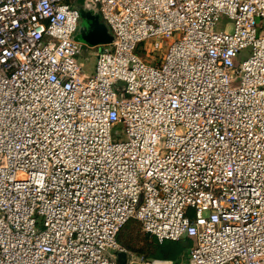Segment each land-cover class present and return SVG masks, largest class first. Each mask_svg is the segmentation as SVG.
<instances>
[{"label": "built area", "instance_id": "built-area-1", "mask_svg": "<svg viewBox=\"0 0 264 264\" xmlns=\"http://www.w3.org/2000/svg\"><path fill=\"white\" fill-rule=\"evenodd\" d=\"M85 5L92 73L73 0H0V264H119L131 219L264 264V0Z\"/></svg>", "mask_w": 264, "mask_h": 264}, {"label": "rangeland", "instance_id": "rangeland-1", "mask_svg": "<svg viewBox=\"0 0 264 264\" xmlns=\"http://www.w3.org/2000/svg\"><path fill=\"white\" fill-rule=\"evenodd\" d=\"M74 3L80 7L83 3V0H74ZM257 25L258 27H264V18H257ZM226 23L225 20L222 21L221 26L223 27ZM229 28L232 27L231 24L228 26ZM107 38V32L103 23L101 22V18L99 15L96 14H87L84 15L81 13V18L79 20V28L77 31V39L83 43V50L80 54L79 60L83 62L84 69L88 73H92L95 70L96 64V53L92 46L99 45L97 43L103 41ZM119 128L115 130L118 132ZM124 241L118 240L120 244L126 246L128 250L134 251L135 253H139L140 255H144L148 257V249L152 241H154L155 237L145 233L141 227V224L131 219L119 232V235ZM142 252H140V251ZM139 255V256H140ZM124 255L122 253L117 254V262L122 264L124 261Z\"/></svg>", "mask_w": 264, "mask_h": 264}, {"label": "trees", "instance_id": "trees-1", "mask_svg": "<svg viewBox=\"0 0 264 264\" xmlns=\"http://www.w3.org/2000/svg\"><path fill=\"white\" fill-rule=\"evenodd\" d=\"M83 2H84V0H83ZM128 222H130V221H128ZM117 238H118V240H121L124 243V241L121 237V234L119 235V233H118ZM191 245H192V240L189 238H183V239L178 240V241H165L163 243H160L155 238L154 241H152L150 244H148V246L150 248V249H148V251H151V255H153L156 258L158 257V258H163V259L174 260V259H177L183 252H187L189 250V248L191 247ZM140 252H142V251H140Z\"/></svg>", "mask_w": 264, "mask_h": 264}, {"label": "crops", "instance_id": "crops-1", "mask_svg": "<svg viewBox=\"0 0 264 264\" xmlns=\"http://www.w3.org/2000/svg\"><path fill=\"white\" fill-rule=\"evenodd\" d=\"M86 0H84V2L81 4V6L79 8L83 9V11H85L86 13L84 15H87V12L90 11V8L88 5H85ZM74 3V0H73ZM75 4V3H74ZM76 5V4H75ZM77 6V5H76ZM78 7V6H77ZM166 241H171V240H166ZM165 242V241H164ZM163 243V242H160ZM130 253H123L122 255H124V261L122 264H126V262L129 260L130 258V254H133L135 257H138L140 254L139 253H135L134 251H130ZM148 257L150 260H157L159 262H161V264H187L188 263V258H189V250L187 252H183L177 259H163V258H156L153 255H151V251H148ZM141 256V255H140Z\"/></svg>", "mask_w": 264, "mask_h": 264}, {"label": "water", "instance_id": "water-1", "mask_svg": "<svg viewBox=\"0 0 264 264\" xmlns=\"http://www.w3.org/2000/svg\"><path fill=\"white\" fill-rule=\"evenodd\" d=\"M86 12L85 11H83V14H85ZM87 14H93L92 13V11H88L87 12ZM102 22V21H101ZM103 23V22H102ZM103 25H104V27H105V30H106V32H107V38L106 39H104L103 41H101V42H99V43H97V44H105V43H110L112 40H113V37H112V35L110 34V32H109V30H108V28H107V26L103 23ZM123 254V253H122Z\"/></svg>", "mask_w": 264, "mask_h": 264}]
</instances>
